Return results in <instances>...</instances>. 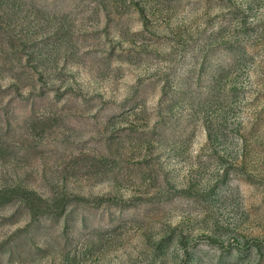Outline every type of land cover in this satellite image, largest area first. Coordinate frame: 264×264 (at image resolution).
I'll return each mask as SVG.
<instances>
[{
  "label": "rangeland",
  "instance_id": "1",
  "mask_svg": "<svg viewBox=\"0 0 264 264\" xmlns=\"http://www.w3.org/2000/svg\"><path fill=\"white\" fill-rule=\"evenodd\" d=\"M0 264H264V0H0Z\"/></svg>",
  "mask_w": 264,
  "mask_h": 264
}]
</instances>
